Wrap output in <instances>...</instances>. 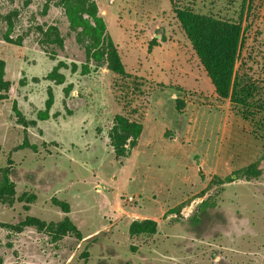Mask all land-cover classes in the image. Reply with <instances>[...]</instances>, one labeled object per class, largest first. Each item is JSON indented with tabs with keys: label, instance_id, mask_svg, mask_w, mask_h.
<instances>
[{
	"label": "rangeland",
	"instance_id": "obj_1",
	"mask_svg": "<svg viewBox=\"0 0 264 264\" xmlns=\"http://www.w3.org/2000/svg\"><path fill=\"white\" fill-rule=\"evenodd\" d=\"M95 1L129 76L93 62L84 73L85 48L62 7L0 0V60L10 83L0 96V179L9 167L16 184L14 204H0V222L69 216L83 234L55 239L34 227H1L0 264H264V160L256 176L235 174L258 160L264 142L230 100L217 97L176 14L191 7L241 20L238 65L264 89V0ZM14 9L11 36L19 44L3 37L2 16ZM50 24L65 36L56 55L35 29ZM60 61L68 67L56 84L48 75ZM50 88L54 102L41 119ZM134 108L143 131L119 160L109 132L116 115ZM22 116L36 124L25 126ZM26 140L37 150L21 147ZM24 192L36 200L20 201ZM145 218L158 222L157 233L131 235L132 221Z\"/></svg>",
	"mask_w": 264,
	"mask_h": 264
},
{
	"label": "trees",
	"instance_id": "obj_2",
	"mask_svg": "<svg viewBox=\"0 0 264 264\" xmlns=\"http://www.w3.org/2000/svg\"><path fill=\"white\" fill-rule=\"evenodd\" d=\"M13 1V0H12ZM32 0H25L28 6ZM173 1V0H171ZM62 7L67 15L69 26L77 32L78 40L85 48L87 63L83 66L84 73H88L89 64L92 62L97 67L105 66L109 71L120 76H129L122 60L118 46L107 33L104 18L99 14V7L95 0H46L45 11L52 5ZM44 11V13H45ZM20 10L14 9L4 14L2 19L7 28L3 37L8 42L19 44L20 42L11 36L16 27ZM180 25L189 39L201 65L204 67L215 88L217 97L221 100H230L238 114L246 121H250L254 127V133L264 142V89L257 84L244 70L243 62L238 65V60L244 40V26L240 20H232L217 17L211 14H202L191 7L176 9ZM38 42L42 48L56 55V48L63 49L65 36L59 25H37ZM21 41V40H20ZM5 61L0 60V96L10 88L9 81L5 80ZM74 70L77 69V64ZM68 67L67 63L60 61L49 73L48 78L56 84L65 82V75L59 70ZM72 87L67 91L70 93ZM47 107L39 116L41 119L49 117V111L54 102V93L49 89ZM179 109L182 107L178 100ZM136 108L130 112L118 114L114 125L109 132L110 144L113 147L117 159L122 160L131 154L137 146L143 131L144 115L138 114ZM19 115H22L18 112ZM136 117V118H135ZM21 123L26 125L36 124V121L21 117ZM21 147H31L37 150L35 144L25 141ZM264 160V146L261 156L249 166L235 172L237 178L256 176L259 162ZM0 179V204L13 205L16 197V184L11 178L9 167L1 170ZM231 182L232 176L227 178ZM37 196L24 192L19 196L20 201L34 202ZM53 203L59 206L65 213H69L71 206L68 201L54 197ZM4 227L12 231L22 232L26 227H34L39 231L53 233L55 239L66 235H74L77 239H83V234L69 216L59 222H47L36 216H27L18 223L0 222V228ZM158 231V222L151 218L136 219L130 224L131 235H154Z\"/></svg>",
	"mask_w": 264,
	"mask_h": 264
},
{
	"label": "built area",
	"instance_id": "obj_3",
	"mask_svg": "<svg viewBox=\"0 0 264 264\" xmlns=\"http://www.w3.org/2000/svg\"><path fill=\"white\" fill-rule=\"evenodd\" d=\"M111 1H113V0H111ZM130 199H132V197H130Z\"/></svg>",
	"mask_w": 264,
	"mask_h": 264
}]
</instances>
